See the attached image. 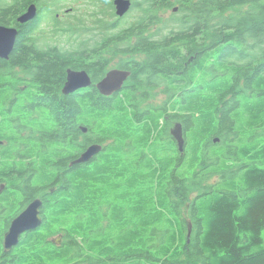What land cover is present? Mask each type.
<instances>
[{
    "label": "trees",
    "instance_id": "trees-1",
    "mask_svg": "<svg viewBox=\"0 0 264 264\" xmlns=\"http://www.w3.org/2000/svg\"><path fill=\"white\" fill-rule=\"evenodd\" d=\"M175 2L178 12L164 20L159 13L171 1H142L141 59L135 68L133 59L121 63L131 75L115 96L95 85L62 88L68 66L100 80L106 41L116 34L67 45L60 38L48 44L63 47L57 59L14 76L11 87L42 94L45 119L58 126L60 162L40 167L43 180L57 177V204L18 243L34 264H264V0ZM131 46L111 51L133 56ZM157 83L168 100L144 105L142 87ZM84 122L85 141L77 129ZM173 122L182 125L183 151L169 132ZM69 127L74 157L91 143L103 149L68 169Z\"/></svg>",
    "mask_w": 264,
    "mask_h": 264
},
{
    "label": "flooded vegetation",
    "instance_id": "flooded-vegetation-1",
    "mask_svg": "<svg viewBox=\"0 0 264 264\" xmlns=\"http://www.w3.org/2000/svg\"><path fill=\"white\" fill-rule=\"evenodd\" d=\"M22 1L23 3L21 0H0V25L17 30L13 46L5 55H0V71L3 72L0 73V264H34L26 253L18 254V244L7 248L4 236L13 220L31 204L34 203L30 212H34L33 216L37 214L41 223L35 229L23 231L19 236L20 240L25 239L30 231L34 232L43 226V214L50 213L57 204V177L51 176V180H48L49 178L43 180L40 175L42 171L40 167L43 165L60 162L57 122L45 119L42 94L36 92L18 94V91L11 87L14 76L26 75L27 69H34L43 62L44 58L50 61L57 59L55 55L63 47L48 44L59 43L60 38L96 39L115 34L114 37H127L126 40L116 41L112 37L106 41L108 45L105 50L110 51L106 54V58L109 60L107 71L113 68L129 70L121 63L125 65L132 59L134 60L132 67L135 68V61L139 60L136 58L139 50L135 49V44H137L135 17L140 12L143 0H130L127 12L121 16L115 13L114 0ZM164 1L166 2V0ZM169 1L172 3L171 7L162 9L166 11L171 9L173 13L178 12L179 4L175 0ZM13 2L18 4L15 5L16 3L13 4ZM66 2L71 4L67 5ZM98 2H102L105 6V14L100 15L103 18H99L95 14L78 12L80 7L85 6L86 8ZM13 6H16L14 11ZM30 6H34L33 17L19 22V16L25 13ZM161 14L164 16V12L159 13V15ZM107 23L111 24L110 28L107 27ZM123 27L128 29L121 31ZM116 44H119V47L132 45L129 52H132L133 56L127 53H113L111 50ZM69 68L72 69L68 66L67 69ZM28 83V80L22 81V87L25 88ZM157 84L142 87L141 92L146 96L145 99L149 100L151 92L157 89L164 96L163 102L167 101L170 92L163 93L162 90L165 88L163 85ZM117 92L107 97L115 96ZM52 97L50 96V99H53ZM44 123H52V126L44 127L42 126ZM79 125L85 127L86 132L83 133ZM77 129L84 136V141L91 136L86 122L84 125L78 124ZM69 134L71 141L69 142L68 156H70L69 162H71L89 144L74 157L76 140L73 138L71 128ZM81 140L83 139L79 135L78 141ZM91 160L85 163H89ZM69 168L71 167L68 166ZM56 239L53 238L51 242L58 245L60 241L56 243ZM24 241L23 246L29 249L30 246H26ZM22 259L26 261L20 263Z\"/></svg>",
    "mask_w": 264,
    "mask_h": 264
},
{
    "label": "water",
    "instance_id": "water-1",
    "mask_svg": "<svg viewBox=\"0 0 264 264\" xmlns=\"http://www.w3.org/2000/svg\"><path fill=\"white\" fill-rule=\"evenodd\" d=\"M129 1L130 0H114L116 10L115 13L121 16L125 12H127L130 5ZM34 13V6H30L25 13L19 16L18 21L24 22L32 18ZM15 34H17V30L15 28L0 25V55H5L13 46ZM130 75L131 72L129 70L113 68L107 71L100 80L94 83V85L100 94L107 97L112 95V93L114 92H119L122 89L124 82L129 78ZM92 83L93 81L91 80V77L86 70H77L69 68L67 69V80L62 88V92L64 94H68L75 90L89 87L92 85ZM83 129L85 130V128ZM170 133L177 144L178 150L183 151L185 146V137L181 123L175 122L174 127L170 129ZM102 149L103 145H101L100 143L89 144L76 159L69 162V166L72 167L73 165L85 163L91 160L95 155L102 151ZM33 205L34 203L31 204L21 214H19L16 220L13 222V225L10 227L8 233L6 232L4 236V241L5 246L7 248L16 244L15 241L17 237H19L23 231L36 227L39 224L40 221L37 215L36 217H29V213H31L30 211ZM29 218L30 221L28 222ZM21 224L25 225L20 226ZM190 232L191 223L189 224L187 237L190 235ZM59 241L60 240H56L55 242L59 243Z\"/></svg>",
    "mask_w": 264,
    "mask_h": 264
},
{
    "label": "rangeland",
    "instance_id": "rangeland-1",
    "mask_svg": "<svg viewBox=\"0 0 264 264\" xmlns=\"http://www.w3.org/2000/svg\"><path fill=\"white\" fill-rule=\"evenodd\" d=\"M87 0H83L82 2H86ZM66 4L67 5H70L71 3H69V2H66ZM78 12H81V13H86V14H95V15H98L99 16V18H103V17H101L100 15H104L105 14V6H104V4L102 3V2H98L97 4H95V5H92V6H87L86 8H85V6L84 7H80V9H79V11ZM161 12H164V16L161 14V17L165 20H171L170 19V17H171V15L173 14V12H172V10L170 9V10H165V9H163ZM81 13H79V14H81ZM136 13V12H135ZM77 38V37H76ZM71 39H73V38H68V39H65V42L63 43V44H65V45H67V43L71 40ZM136 58H139V59H141V56H139V55H136ZM163 98H164V96L161 94V93H159L158 92V90L157 89H155L154 91H152L151 92V97H150V99L149 100H147L145 103H144V105L145 104H147V105H150V106H160V105H162L164 102H163ZM174 127V122L173 123H171V125H170V129H172ZM170 129H169V132H170ZM219 140L220 139H218V138H216V139H214V143H216V142H219ZM183 217L185 218V219H187V212L185 211V209L183 210ZM188 223H190V221H188ZM58 236H60V242H61V240H62V235L60 234V235H55V236H53L52 237V239L53 238H58ZM176 264H196V263H188V262H179V263H176Z\"/></svg>",
    "mask_w": 264,
    "mask_h": 264
},
{
    "label": "bare ground",
    "instance_id": "bare-ground-1",
    "mask_svg": "<svg viewBox=\"0 0 264 264\" xmlns=\"http://www.w3.org/2000/svg\"><path fill=\"white\" fill-rule=\"evenodd\" d=\"M14 39H15V37H14ZM81 128V130H82V128H85V127H83V126H81L80 127ZM83 132H86V128H85V131H84V129L82 130ZM26 210V209H25ZM24 210V211H25ZM21 214V213H20ZM33 215H34V213H29V217H33ZM37 215V214H36ZM36 215H35V217H36ZM38 216V215H37ZM17 218V217H16ZM16 218L13 220V222L16 220ZM39 218V217H38ZM30 221V218L28 219V222ZM39 221H40V219H39ZM13 222H12V224H11V226L13 225ZM39 223H41V221L39 222ZM25 224H21L20 226H24ZM10 226V227H11ZM10 227H9V229H8V231L10 230ZM36 227H38V226H36ZM36 227H33V228H30V229H26V231H29V230H32V229H35ZM8 231H7V233H8ZM19 240H20V238L19 237H17V239H16V241H15V243H16V245L19 243ZM56 240H60V236H58V238L56 239Z\"/></svg>",
    "mask_w": 264,
    "mask_h": 264
}]
</instances>
